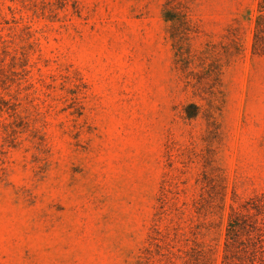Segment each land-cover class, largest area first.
<instances>
[{
	"label": "rangeland",
	"instance_id": "1",
	"mask_svg": "<svg viewBox=\"0 0 264 264\" xmlns=\"http://www.w3.org/2000/svg\"><path fill=\"white\" fill-rule=\"evenodd\" d=\"M164 1L0 0V264H136L161 187L170 208L190 160L193 189L204 121L183 117L194 99L174 66ZM256 4L199 0L194 16L196 45L235 19L244 39L224 74L218 255L232 195L264 190Z\"/></svg>",
	"mask_w": 264,
	"mask_h": 264
},
{
	"label": "trees",
	"instance_id": "2",
	"mask_svg": "<svg viewBox=\"0 0 264 264\" xmlns=\"http://www.w3.org/2000/svg\"><path fill=\"white\" fill-rule=\"evenodd\" d=\"M198 1L165 0L162 16L167 24L174 66L194 99L183 106V117L192 121L200 116L204 121L200 173L190 191L187 174L192 160L187 162L179 188L170 198V208L167 190L161 187L136 264H160L155 256L161 238H169L161 264H264V190L245 199L232 195L220 255L211 238L226 211L227 176L219 154L224 142V74L242 56L244 39L235 19L237 25H227L219 40L209 38L196 45L201 33L194 19ZM250 49L251 56L264 58V0H257Z\"/></svg>",
	"mask_w": 264,
	"mask_h": 264
}]
</instances>
